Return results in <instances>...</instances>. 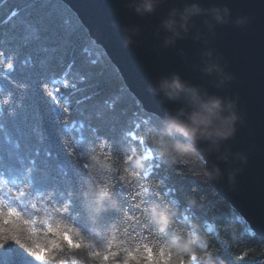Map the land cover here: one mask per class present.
I'll list each match as a JSON object with an SVG mask.
<instances>
[{
    "label": "snow or ice",
    "instance_id": "obj_1",
    "mask_svg": "<svg viewBox=\"0 0 264 264\" xmlns=\"http://www.w3.org/2000/svg\"><path fill=\"white\" fill-rule=\"evenodd\" d=\"M7 24L11 27L4 31ZM68 24L57 10V0H29L23 14L16 7L10 10L5 19H0V78L10 85L6 98L0 99V137H3V142H0V253L8 252L10 246L14 245L30 258L32 264H56L57 252L84 250L98 256L106 264H123L126 254L123 247H97L93 240L81 234L79 228L69 226L64 221L68 220L74 201L81 200L80 193L87 183L109 185L113 197L117 186L123 191L134 182L139 187L133 197V205L145 217L148 204L153 201L161 204L151 188L143 183L160 165L149 164L148 170L141 172L134 181L124 182L119 177L129 163L125 156L145 144L146 140L139 139L136 147L125 142L122 147L107 136H101L99 129H93V139H86L82 135L85 125L83 121L76 120L72 99L69 97L66 100L65 92L70 89L75 94L80 90V85L91 80L95 84V95L100 96L103 81L95 72L81 75L78 83H70L67 72L62 74L61 83H58L59 77L48 78V73L53 71L58 60L68 55L76 43L75 34L69 30ZM90 63L94 67L96 61ZM74 65L75 61H72L71 66ZM49 85L52 86L51 92L47 90ZM3 91L0 86V92ZM92 99L93 96L88 95L76 103ZM117 103V100L109 101L101 97L97 107L107 105L108 110L114 113ZM46 121L59 124L65 133H81L76 138V144L65 153L69 159L57 165L66 191L65 188L57 191L38 187L40 168L37 158L41 156V149H33V145L51 139L45 129ZM136 127L139 129L140 125ZM127 137L137 140L131 131ZM6 145L10 146L7 150L10 176L5 175L3 167ZM93 155L110 158L115 171L101 168L91 159ZM44 156L51 158L52 152L45 150ZM144 156L146 161L156 159L153 150ZM101 177H107V181ZM136 200L142 201V206L136 204ZM116 211L123 214L120 209ZM128 219L137 225L123 234L125 238L120 239L128 251L141 242L147 245L149 241L156 240L145 218L129 215ZM176 219H180V216ZM183 219L188 220V217L184 216ZM116 230L119 231L118 226ZM26 232L32 237L43 232L53 239L44 244L33 242L29 246L24 242ZM148 254L155 256L156 249L147 248L146 257Z\"/></svg>",
    "mask_w": 264,
    "mask_h": 264
},
{
    "label": "trees",
    "instance_id": "obj_2",
    "mask_svg": "<svg viewBox=\"0 0 264 264\" xmlns=\"http://www.w3.org/2000/svg\"><path fill=\"white\" fill-rule=\"evenodd\" d=\"M28 4L29 0H0V19H5L10 10L16 7H19L23 14ZM57 10L62 18L69 22L67 27L75 34L76 43L68 55L58 60L53 71L48 73V78L59 77L58 83H61L62 74L67 72L69 82L78 83L81 75L95 72L103 81L100 96L95 95V84L91 80L87 84L80 85V90L75 94H72L70 89L65 92V99L67 100L69 97L72 99L76 120L83 121L85 125L82 135L86 139H93L95 137L93 129H99L101 136H107L122 147L125 142L127 145L136 147L138 140L144 139L146 143L140 145L137 150L146 155L148 151L152 150V146L145 135V130L149 126L155 125L158 117L143 109L138 99L128 90L115 65L103 49L89 36L88 30L70 7L62 0H57ZM10 27V24L4 25V31ZM5 47L7 46L5 45ZM93 60L96 61L94 67L90 63ZM72 61H75L74 66H71ZM0 86L4 89L3 92H0V99H4L10 85L0 78ZM47 90L51 92L52 86L49 85ZM88 95H92L93 99L84 100L80 104L76 103L77 100ZM101 97L107 98L109 101H118L114 113L108 110L107 105L102 108L97 107V102ZM146 121L147 123H145ZM137 125H140L139 129H137ZM45 129L51 135V139L33 145V149L36 147L41 149V156L37 158V165L40 168V176L37 177L38 187L53 188L59 191V188H65V185L59 177L57 165L69 159L65 153L76 144V138L81 133L75 131L65 133L59 124H54L51 121H46ZM130 131L137 137L136 141L127 137V133ZM0 142H3V137H0ZM8 148L10 146L6 145L3 163L6 176H10ZM45 150L52 152L51 158L44 156ZM46 159L47 167H45ZM152 163L159 164L160 167L154 168L151 178L143 183L145 187L151 188L152 194L159 199L161 204L154 201L148 204L145 217L141 216L133 205V197L139 187L134 182L131 187L125 188L123 191L120 186H117L113 197L110 189L109 199L116 201L117 208L110 207L108 199H106L103 201L104 210L98 214L93 212L96 207L95 198L87 194V188L94 187L96 184L87 183L80 193L81 200L74 201L67 217L68 220H65L64 223L79 228L85 238L93 240L97 247L103 248L106 230L110 225L114 223L112 226H118L117 236L119 239L125 238L123 236L125 232L137 227L134 222L128 219L129 215L137 216L147 220L155 234L153 238L161 243L177 236V232L181 229L192 231L195 229L193 234L200 235L205 239L206 247L218 249L217 255L212 257L213 260L219 257L226 261V264H264V236L254 233L234 207L210 183L204 180L196 168L171 164L156 158L155 161L145 160L143 171L148 170V165ZM101 179L107 181V177H101ZM65 198L67 197L65 196ZM135 203L142 206L140 200H136ZM153 204L160 208L166 205L176 214L174 226L169 225L162 234H157L154 230L155 224L150 222L149 207ZM116 209H120L123 214H120ZM177 216H180V219H176ZM184 216H187L188 220L183 219ZM179 235H183V233H179ZM51 239L53 238L43 232L35 237L26 232L24 242L31 246L33 242L44 244ZM241 257L243 258L241 259ZM58 259L61 260L59 264H76L75 261H69L64 253H60ZM0 264H32V262L22 250L13 245L10 246L8 252L0 253ZM195 264H202V262L196 261Z\"/></svg>",
    "mask_w": 264,
    "mask_h": 264
},
{
    "label": "clouds",
    "instance_id": "obj_3",
    "mask_svg": "<svg viewBox=\"0 0 264 264\" xmlns=\"http://www.w3.org/2000/svg\"><path fill=\"white\" fill-rule=\"evenodd\" d=\"M163 2L164 0H126V6L143 17L154 14ZM195 17L202 18L206 31L196 26ZM230 22L243 27L248 23V17L237 16L232 19L227 6L205 8L198 0H189L179 8L170 7L160 19L153 35L158 46L163 49L174 48L178 40L200 42L199 63L192 67L209 78V85L222 89L233 80V76L226 71L221 62L222 57L211 44L216 36V26ZM121 32L125 47L140 43L137 38L141 29L138 26H124ZM148 91L159 96L162 102L180 104V107L160 116L155 125L145 130L156 158L171 164L194 167L207 183L218 182L225 176L217 161L247 163L245 152L233 151L231 145L226 143L236 136L237 125L243 123V117L238 111V95L209 92L207 87L190 83L177 72L162 75L154 84L148 85ZM212 156H215V160L210 159ZM91 159L106 171H115L110 158L93 155ZM125 160L129 163L123 168L119 178L124 182L134 181L145 168V156L141 151L132 150L125 156ZM240 171L238 167L227 171L226 182L229 189L235 186ZM87 194L95 198L96 207L93 212L97 214L104 210L103 201L106 199L110 207L117 208L116 201L109 199V185L90 186ZM149 212L150 222L155 224L157 234L164 233L169 225L174 226L176 214L166 205L160 208L153 204L149 207ZM140 227L143 228L144 225ZM177 233V236L166 242L151 240L147 245L141 242L132 251H128L118 238L116 227L110 226L106 230L104 247H123L126 253L123 264H195L196 261H201L202 264H226L222 258L212 259L217 255L218 249L206 247V240L200 235L183 229ZM147 248H155V256L148 254L146 257ZM63 253L69 261H75L76 264H106L98 256L84 250H74L71 253L65 250ZM59 255L60 252H57V256ZM60 261L57 259L56 264Z\"/></svg>",
    "mask_w": 264,
    "mask_h": 264
},
{
    "label": "water",
    "instance_id": "obj_4",
    "mask_svg": "<svg viewBox=\"0 0 264 264\" xmlns=\"http://www.w3.org/2000/svg\"><path fill=\"white\" fill-rule=\"evenodd\" d=\"M77 15L89 36L98 44L122 76L128 90L143 109L158 118L180 107L179 103L162 102L148 91L162 75L177 72L190 83L202 85L218 95H238V111L243 123L237 125L236 136L227 141L233 151L247 154L246 164L217 161L225 173L218 182L210 183L228 201L250 229L264 236V0H198L202 7L227 6L231 18L248 17V23L217 25L211 46L222 57L233 80L222 89L209 85V78L195 70L199 63L201 43L178 40L174 48L158 46L153 33L170 7H181L189 0H164L152 15H136L126 0H62ZM194 22L206 31L201 17ZM138 26L140 43L125 47L121 28ZM215 160V156L210 157ZM241 169L236 184L229 189L226 173Z\"/></svg>",
    "mask_w": 264,
    "mask_h": 264
},
{
    "label": "rangeland",
    "instance_id": "obj_5",
    "mask_svg": "<svg viewBox=\"0 0 264 264\" xmlns=\"http://www.w3.org/2000/svg\"><path fill=\"white\" fill-rule=\"evenodd\" d=\"M195 235V234H194Z\"/></svg>",
    "mask_w": 264,
    "mask_h": 264
}]
</instances>
